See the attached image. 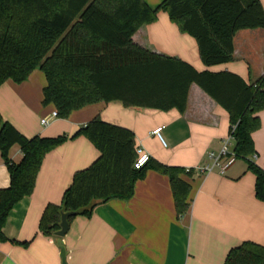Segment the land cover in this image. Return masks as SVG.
I'll return each mask as SVG.
<instances>
[{"label":"trees","instance_id":"trees-1","mask_svg":"<svg viewBox=\"0 0 264 264\" xmlns=\"http://www.w3.org/2000/svg\"><path fill=\"white\" fill-rule=\"evenodd\" d=\"M160 12L195 39L207 67L233 61L239 31L264 29L260 0H164L156 8L145 0H0V86L8 79L23 83L41 70L47 80L43 104L54 105L59 117L66 119L89 105L114 101L128 108L184 113L190 88L196 84L228 113L229 133L236 127L237 160L248 163L256 176V197L264 201V170L254 162L253 140L264 111V76L248 84L236 74L200 72L185 61L135 44L133 36L155 22ZM76 137L87 138L100 156L75 173L60 206L46 207L39 226L43 234L56 236L62 209L75 212L93 200L131 198L135 183L149 167L169 175L178 213L188 210L190 187L179 178L187 170L152 160L136 170L132 130L97 117ZM67 139L27 138L0 114V151L11 177L9 188L0 190L1 240L6 239L3 229L9 213L32 195L45 157ZM15 145L23 153L20 164L9 157ZM225 264H264V246L244 242L229 252Z\"/></svg>","mask_w":264,"mask_h":264},{"label":"crops","instance_id":"crops-1","mask_svg":"<svg viewBox=\"0 0 264 264\" xmlns=\"http://www.w3.org/2000/svg\"><path fill=\"white\" fill-rule=\"evenodd\" d=\"M145 1L156 8L162 0ZM260 1L264 7V0ZM133 42L185 61L200 72H230L248 84L264 76V29L239 31L233 61L215 67L202 62L195 39L182 33L165 12L143 25ZM46 85L45 74L35 70L23 83L8 79L0 86V114L24 136L68 138L45 157L32 195L9 213L3 229L6 239H0V264H63L58 237L43 234L40 221L48 205L62 204L75 173L100 156L87 138H73L97 117L132 130L136 150L143 148L153 162L187 170L179 178L190 187L189 208L178 213L169 175L149 167L135 183L131 198L99 203L90 214L71 220L62 238L68 264H225L229 252L244 242L264 246V201L256 197V176L248 163L237 160L225 175L201 171L211 164L209 153L220 150L230 121L228 113L198 85L191 86L184 113L100 102L42 125L56 111L54 105L43 104ZM259 116L261 128L253 134L254 162L264 170V111ZM158 128L166 146L152 134ZM9 157L20 164L21 148L13 146ZM10 183L0 151V190Z\"/></svg>","mask_w":264,"mask_h":264},{"label":"built area","instance_id":"built-area-1","mask_svg":"<svg viewBox=\"0 0 264 264\" xmlns=\"http://www.w3.org/2000/svg\"><path fill=\"white\" fill-rule=\"evenodd\" d=\"M59 118L58 112L55 111L51 115L50 118H45L41 121L42 125H48L51 119ZM236 127H233V132L229 133L228 136L223 140L222 146L218 152H210L209 158L211 160V164H208L201 168V171L206 174H211L213 172H217L221 175H225L226 172L233 166L236 161L237 157L234 152V136L233 133ZM154 136H157L163 145L166 146V142L162 136V128H158L152 132ZM256 158V156H255ZM151 160V156L147 153L143 148L137 149V158L134 162V168L136 170H141L144 168L149 161ZM190 169H188L189 171Z\"/></svg>","mask_w":264,"mask_h":264},{"label":"water","instance_id":"water-1","mask_svg":"<svg viewBox=\"0 0 264 264\" xmlns=\"http://www.w3.org/2000/svg\"><path fill=\"white\" fill-rule=\"evenodd\" d=\"M99 203H102V201L93 200L89 206L82 208L75 212L73 211L66 212L65 209L61 210L60 229L58 232H56V236L58 237V242L61 243V256H62L63 264H68L67 263V252H66V248L64 247L62 238H64L69 231V228H70L69 218L73 216L81 215L86 210L92 211L94 206H97Z\"/></svg>","mask_w":264,"mask_h":264},{"label":"rangeland","instance_id":"rangeland-1","mask_svg":"<svg viewBox=\"0 0 264 264\" xmlns=\"http://www.w3.org/2000/svg\"><path fill=\"white\" fill-rule=\"evenodd\" d=\"M163 1H164V0H162V1L159 3V5H160ZM159 5H158V6H159ZM158 6H155V7H158Z\"/></svg>","mask_w":264,"mask_h":264}]
</instances>
